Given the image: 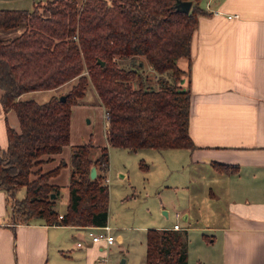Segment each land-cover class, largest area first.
<instances>
[{
  "label": "trees",
  "instance_id": "1",
  "mask_svg": "<svg viewBox=\"0 0 264 264\" xmlns=\"http://www.w3.org/2000/svg\"><path fill=\"white\" fill-rule=\"evenodd\" d=\"M179 1L185 0H41L32 10L0 8V30L23 29L0 39V100L4 111L15 110L19 119V129L7 122L8 145L0 146V187L11 203L14 224L107 225L108 145L72 146L69 200L62 217L56 208L60 186L49 179L66 162L47 172L34 169L44 156L70 143L72 106L90 83L106 108L111 145L131 150L195 147L189 133L191 90L180 84L184 71L177 61L191 57L199 17L209 11L201 0H192L185 12L177 7ZM137 57L145 59L135 63ZM126 59L129 64L121 61ZM73 78L77 81L65 100L62 94L45 102L21 98ZM93 166L96 178L91 177ZM23 187L26 195L20 199ZM146 264H188L187 230L150 228Z\"/></svg>",
  "mask_w": 264,
  "mask_h": 264
},
{
  "label": "crops",
  "instance_id": "2",
  "mask_svg": "<svg viewBox=\"0 0 264 264\" xmlns=\"http://www.w3.org/2000/svg\"><path fill=\"white\" fill-rule=\"evenodd\" d=\"M36 3L33 0L34 6ZM203 7L209 13L199 17L191 57L177 61L184 71L180 84L191 90L189 133L195 147L165 148L173 150L167 154L174 160L182 159L177 170L190 193L182 210L175 209L170 224L140 226L146 230V262L148 230L174 229L179 223L178 230L188 232V264H264V0H207ZM0 8L27 9L9 0H0ZM138 60L140 57L134 62ZM64 85L49 89L51 97L58 95ZM1 94L0 89V98ZM80 103L72 106V115ZM104 109L106 112L105 106ZM13 111L5 112L0 100L2 148L8 145L7 122L19 129V119ZM107 131L108 124L106 138ZM76 144L82 143H73L71 132L70 143L61 152L44 156L34 169H54L66 148ZM103 145L118 147L108 139ZM123 149L142 154L140 167L150 171V165L144 162V155L150 153L147 148ZM160 153L165 161V151ZM112 154L113 149L111 164ZM65 162L49 182L60 186V191L68 187L69 200L71 159ZM222 163L233 169L221 168ZM107 173L104 181L108 178L109 186L111 178ZM64 175L65 181L61 182ZM34 177L36 174H32ZM221 200L222 208L215 205ZM201 202L209 206L204 222V216L195 213ZM66 210L67 207L59 210V216ZM162 210L170 219V210L164 205ZM11 216V203L0 187V264H120L123 259L124 264H136L129 263L128 256L121 258L112 252L116 236L110 206L107 225L115 236L111 244L92 241L88 235V226L92 225L42 221L14 224ZM120 251L125 254L124 249Z\"/></svg>",
  "mask_w": 264,
  "mask_h": 264
},
{
  "label": "rangeland",
  "instance_id": "3",
  "mask_svg": "<svg viewBox=\"0 0 264 264\" xmlns=\"http://www.w3.org/2000/svg\"><path fill=\"white\" fill-rule=\"evenodd\" d=\"M13 4H22L27 9H34L33 0H9ZM41 0H34V2ZM46 1V0H42ZM81 3L84 0H79ZM207 0H201L204 6ZM22 27L9 30H0V39L13 38L17 36ZM145 59V57H140ZM123 64H129L130 60H121ZM77 78H73L62 86L59 94L68 92ZM53 92L50 90L29 91L22 94V99H34L38 102L47 101ZM15 111V110H14ZM13 111V112H14ZM15 113V112H14ZM108 118L103 104L101 103L97 91L92 83L89 84L86 96L79 106L73 109L71 132L72 141L77 143L93 142L96 146H102L106 143V127ZM113 149L112 164L110 162V170L107 175L111 178L110 186V217L116 236L115 244L111 246L112 252L117 257L126 258L128 256L129 263L134 261L136 264L146 262V230L140 228L144 225L152 227L154 224H170L173 219L175 209H181L184 201L188 199L189 189L184 187L181 181V171L177 170V166L181 164L182 159L179 157L174 160L164 149L147 148L149 154L144 155V162L150 165V171H144L140 167L142 154H134L126 152L128 150L121 147H111ZM152 151V152H151ZM160 151H165L166 160ZM71 146L64 151L61 161L70 162ZM98 148L93 151V157L98 154ZM111 161V159H110ZM112 165V167H111ZM70 166V164H69ZM113 168V169H112ZM122 174H126L125 177ZM65 181V175L62 176L61 182ZM182 182V183H181ZM68 187L63 186L56 199V208L63 210L68 204ZM192 190V187H191ZM135 193V194H134ZM26 194L25 188L18 193V197L22 198ZM134 194V195H133ZM224 200L215 205L224 207ZM176 204V205H174ZM170 210V219L167 217L162 206ZM207 204L195 208V213L203 215L201 220H205V213L208 209ZM120 236L123 240L121 241ZM125 250V254L120 251ZM122 254V255H121Z\"/></svg>",
  "mask_w": 264,
  "mask_h": 264
},
{
  "label": "built area",
  "instance_id": "4",
  "mask_svg": "<svg viewBox=\"0 0 264 264\" xmlns=\"http://www.w3.org/2000/svg\"><path fill=\"white\" fill-rule=\"evenodd\" d=\"M106 115L108 116L107 112ZM108 181V178L105 179V182ZM63 215H60L62 217ZM174 229H181V225L176 223L174 225ZM88 235L91 237L92 241L100 242L105 241L108 244H111L115 241V236L111 231V227L109 225L104 226H88Z\"/></svg>",
  "mask_w": 264,
  "mask_h": 264
},
{
  "label": "water",
  "instance_id": "5",
  "mask_svg": "<svg viewBox=\"0 0 264 264\" xmlns=\"http://www.w3.org/2000/svg\"><path fill=\"white\" fill-rule=\"evenodd\" d=\"M193 4L192 0H185V1H179L177 3V7L181 8L182 10H184L185 12H189L191 9V6ZM61 99L65 100L66 99V94H62L61 95ZM91 177L92 178H96L97 177V167L93 166L92 170H91ZM55 193H52V197H55ZM120 264H124V259L122 260V262Z\"/></svg>",
  "mask_w": 264,
  "mask_h": 264
}]
</instances>
